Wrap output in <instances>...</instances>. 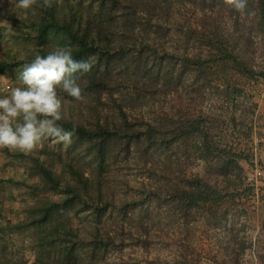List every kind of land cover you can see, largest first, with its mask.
Here are the masks:
<instances>
[{
	"label": "trees",
	"instance_id": "trees-1",
	"mask_svg": "<svg viewBox=\"0 0 264 264\" xmlns=\"http://www.w3.org/2000/svg\"><path fill=\"white\" fill-rule=\"evenodd\" d=\"M49 2L50 6H44V0H37L33 10H28L35 47L21 62L1 60L0 74L9 68L20 69L35 54L45 55L57 45H70L75 60H89L93 66L80 77L83 101L61 93L70 108L59 123L66 130H75L71 144L59 142L58 149H53L42 143L34 155L21 154L27 159V175L38 182L28 186L34 201L12 228L30 229L35 253L31 264H81L84 247L90 248L86 264H95L96 250L113 239L108 222L114 219L116 227L120 224L118 217L109 219L110 210L119 209L125 218L131 204L116 205L111 191L104 187L108 180L104 164L119 154L136 152L146 164L147 149L178 153L191 141L190 149L198 159L216 162L222 189L198 175L188 177L185 185L176 184L170 190L177 213L215 212L223 202L234 200L228 174L240 168L241 155L215 139L206 125L211 119L207 113L180 109L171 120L166 117L156 126L124 110L154 101L159 91L165 96L186 80L193 90L214 87L222 101L218 106L221 114L234 122L233 101L243 92L237 81L264 78V71L253 68L237 21L229 25V0ZM195 7L199 16L191 20L187 14ZM250 7L264 31V0H248V10ZM179 14L184 23L171 32L174 26L170 23L177 22ZM170 32L175 37L167 49L164 40ZM120 88L130 93L125 95ZM176 97L179 100L178 94ZM179 174L177 170L176 178ZM144 195L159 197L160 192L150 188ZM83 213L90 215L91 228L80 232L75 217ZM140 217L139 229L146 215Z\"/></svg>",
	"mask_w": 264,
	"mask_h": 264
},
{
	"label": "rangeland",
	"instance_id": "rangeland-1",
	"mask_svg": "<svg viewBox=\"0 0 264 264\" xmlns=\"http://www.w3.org/2000/svg\"><path fill=\"white\" fill-rule=\"evenodd\" d=\"M196 9L187 14L191 20L199 16ZM231 9L229 2V25L231 21H237L239 34L246 39V50L253 68L264 71V31L257 25L255 10L250 7L252 14L248 15L236 14ZM180 11L183 14V9ZM182 14L178 15L180 19L175 20L177 22L170 23L174 26L171 32L177 29L178 23L179 26L184 23ZM30 19L29 11L19 9L16 0H0L1 60L15 58L21 62L28 57L35 47V39L30 36ZM171 32L164 40L167 49L172 45L171 38L175 37ZM22 69L23 66L18 70L6 69L4 75L11 87L19 86L18 76ZM237 83L243 92L233 101V123L221 114L218 106L222 101L217 99L214 87L198 86L193 90L186 80L165 96H160L159 91L154 101L134 109L124 108L129 116L141 117L156 126L166 117L171 120L180 109L207 113L211 119L206 125L212 129L215 139L220 138L223 145H231L241 155L240 168L228 174L229 192L236 195L234 200L223 202L215 212L199 209L185 215L177 213L170 190L176 184L185 185L188 177L198 175L222 189L216 162L198 159L190 149L191 141L178 153H152L147 149L149 160L146 164L136 152L127 156L119 154L104 164V175L108 179V186L104 187L111 191L116 205L131 204L125 218L118 213L119 209L110 210L109 219L118 217L120 224L116 227L114 219L108 222L113 239L107 245L103 242L96 250L95 264H264V78L241 79ZM118 91L125 95L130 93L126 88ZM117 95L120 94L115 92ZM190 95L195 97L193 101ZM69 108L64 102L63 113H67ZM42 143L53 149L59 147V142L53 138ZM38 148L31 153L7 152L16 162V173H20L17 174L20 177L18 182L22 184L16 185L19 190L16 195L22 205L15 210L21 215L12 218L16 221L10 223L0 237V245L4 246L0 248L2 264H31L35 257L31 249L30 229L16 230L12 226L25 217L26 209L34 201L28 186L38 182L27 175V159L21 154L34 155ZM55 169H59L58 164ZM177 170L179 178H176ZM255 170L261 172L256 178L253 177ZM150 188L158 189L160 196L144 195ZM46 195L51 199L58 198L51 193ZM144 215L143 227L139 229L138 219ZM90 221L89 214H79L75 217V226L80 232H85L91 228ZM82 251L80 263L86 264V252L90 248L84 247Z\"/></svg>",
	"mask_w": 264,
	"mask_h": 264
},
{
	"label": "clouds",
	"instance_id": "clouds-1",
	"mask_svg": "<svg viewBox=\"0 0 264 264\" xmlns=\"http://www.w3.org/2000/svg\"><path fill=\"white\" fill-rule=\"evenodd\" d=\"M229 2L235 11L252 14L248 0ZM36 3L16 0V6L26 11L33 10ZM44 6H50L49 0H44ZM92 66L89 60H75L70 45H57L45 55L35 54L19 73V86L0 95V149L31 153L48 138L71 144L75 130H66L59 123L63 120L61 93L83 101L80 77Z\"/></svg>",
	"mask_w": 264,
	"mask_h": 264
},
{
	"label": "crops",
	"instance_id": "crops-1",
	"mask_svg": "<svg viewBox=\"0 0 264 264\" xmlns=\"http://www.w3.org/2000/svg\"><path fill=\"white\" fill-rule=\"evenodd\" d=\"M9 88H11V84L8 79L5 78L4 73L0 74V95L8 94L6 90ZM7 152L8 149H0V237L3 236L6 227L16 221L12 218H16V215H21L15 213V210L22 205L20 197L16 195L19 191L16 185H18V180L20 179L17 174L20 173H16V162L10 158ZM20 172L22 176H25L22 171ZM3 247L0 245V248Z\"/></svg>",
	"mask_w": 264,
	"mask_h": 264
},
{
	"label": "built area",
	"instance_id": "built-area-1",
	"mask_svg": "<svg viewBox=\"0 0 264 264\" xmlns=\"http://www.w3.org/2000/svg\"><path fill=\"white\" fill-rule=\"evenodd\" d=\"M261 174V172L260 171H258V170H255L254 171V175H253V177H255L256 178V176H259ZM248 179L249 180H251L252 179V177H248Z\"/></svg>",
	"mask_w": 264,
	"mask_h": 264
}]
</instances>
